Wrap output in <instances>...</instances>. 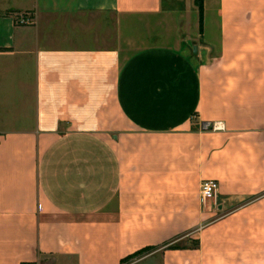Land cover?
Here are the masks:
<instances>
[{"label":"crops","instance_id":"0c3cea01","mask_svg":"<svg viewBox=\"0 0 264 264\" xmlns=\"http://www.w3.org/2000/svg\"><path fill=\"white\" fill-rule=\"evenodd\" d=\"M199 18L0 0V264H264V0Z\"/></svg>","mask_w":264,"mask_h":264},{"label":"built area","instance_id":"2783aa9c","mask_svg":"<svg viewBox=\"0 0 264 264\" xmlns=\"http://www.w3.org/2000/svg\"><path fill=\"white\" fill-rule=\"evenodd\" d=\"M22 21H27V17H22ZM218 190V182L214 179H204L200 187V195L202 202H205L206 199L213 198L216 196ZM23 264H28L27 262Z\"/></svg>","mask_w":264,"mask_h":264},{"label":"trees","instance_id":"16d2710c","mask_svg":"<svg viewBox=\"0 0 264 264\" xmlns=\"http://www.w3.org/2000/svg\"><path fill=\"white\" fill-rule=\"evenodd\" d=\"M197 5H198V10H199V17H200L199 19H200V22H202V18H203V0H197ZM196 245H197V242L195 243V246ZM182 246H183L182 244L176 242V243L171 244L169 247L178 248V247H182ZM154 248L155 247L152 246V245H147L145 247H142V248L136 250L135 252L127 255L126 257H124L122 259V262H126V261L132 259L133 257H137V256H140L142 254H145V253L151 251Z\"/></svg>","mask_w":264,"mask_h":264},{"label":"rangeland","instance_id":"374dc122","mask_svg":"<svg viewBox=\"0 0 264 264\" xmlns=\"http://www.w3.org/2000/svg\"><path fill=\"white\" fill-rule=\"evenodd\" d=\"M22 17H26L25 15H23ZM52 263V261L50 260V261H47L45 264H51Z\"/></svg>","mask_w":264,"mask_h":264},{"label":"water","instance_id":"95a60500","mask_svg":"<svg viewBox=\"0 0 264 264\" xmlns=\"http://www.w3.org/2000/svg\"><path fill=\"white\" fill-rule=\"evenodd\" d=\"M212 125H210V128H211Z\"/></svg>","mask_w":264,"mask_h":264}]
</instances>
